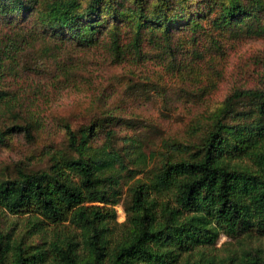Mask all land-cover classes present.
Instances as JSON below:
<instances>
[{"label": "trees", "instance_id": "16d2710c", "mask_svg": "<svg viewBox=\"0 0 264 264\" xmlns=\"http://www.w3.org/2000/svg\"><path fill=\"white\" fill-rule=\"evenodd\" d=\"M240 34L264 37V0H0V144L35 139L24 118L42 88L113 94L89 54L114 66L160 57L197 82L204 65L218 70L209 54L222 38ZM99 110L65 124L67 146H47V167L0 178V211L26 225L0 226V264H264V87L235 89L197 140L159 155L117 145L116 107ZM138 173L119 222L121 180ZM221 233L237 249L221 254Z\"/></svg>", "mask_w": 264, "mask_h": 264}, {"label": "rangeland", "instance_id": "374dc122", "mask_svg": "<svg viewBox=\"0 0 264 264\" xmlns=\"http://www.w3.org/2000/svg\"><path fill=\"white\" fill-rule=\"evenodd\" d=\"M222 39L220 47L209 54L218 70L215 72L204 65L201 74L196 75L197 82L192 80V75H176L160 57L147 59L139 65L123 62L114 66L110 61L104 62L98 51L89 54L86 63L90 69L97 70L99 65L105 64L104 69L96 71L99 74L95 80L112 85L113 94L104 93L101 102L92 100L95 92L75 86L52 92L51 88H42L33 94L34 111L24 120L34 124L35 139L17 133L0 144V178L18 176L21 167L26 171L47 167V146H67L65 124L74 129L89 125L96 116L102 115L99 108L104 106L116 107V144L119 146L140 140L135 143L142 145L144 153L155 151L159 155L166 149L165 142L197 140L199 128L207 125L212 111L232 91L264 87V37L240 34ZM103 88L100 87L98 93ZM236 103L243 108L247 101L239 99ZM130 150L126 147L124 151ZM143 174L121 180V202L116 206L119 222L126 219L123 202L128 186ZM0 226L20 235L26 228L25 217L0 211ZM217 246L221 254H226L229 248L237 249L239 240L221 233Z\"/></svg>", "mask_w": 264, "mask_h": 264}]
</instances>
